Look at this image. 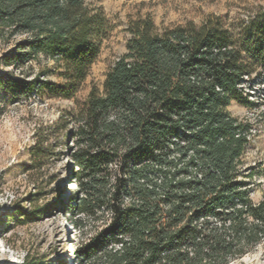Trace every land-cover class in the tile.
Wrapping results in <instances>:
<instances>
[{
	"label": "trees",
	"instance_id": "obj_1",
	"mask_svg": "<svg viewBox=\"0 0 264 264\" xmlns=\"http://www.w3.org/2000/svg\"><path fill=\"white\" fill-rule=\"evenodd\" d=\"M109 31L104 10L87 0H0V43L24 36L3 64L23 67L44 54L68 79L54 88L7 75L0 88L21 97L49 87L55 97L77 99ZM128 31L127 52L102 90L36 124L22 169L43 183L52 159L67 157L75 191L63 214L77 231L90 230L75 257L231 264L264 248V189L254 202L247 180L255 171L242 167L253 125L228 110L233 101L258 107L242 85L264 68V26L248 41L214 19L159 31L138 18ZM37 212L18 206L13 216L27 221Z\"/></svg>",
	"mask_w": 264,
	"mask_h": 264
},
{
	"label": "rangeland",
	"instance_id": "obj_2",
	"mask_svg": "<svg viewBox=\"0 0 264 264\" xmlns=\"http://www.w3.org/2000/svg\"><path fill=\"white\" fill-rule=\"evenodd\" d=\"M101 7L110 24V31L100 54L76 98H59L49 87L15 97L0 88V264H22L29 259L38 264H81L75 257V244L81 245L90 230L77 231L63 214L69 196L70 173L68 160L53 158L46 169L43 183H37L23 172L29 164V145L40 120L55 121L62 110H70L76 100L83 101L95 87L102 90L107 72L127 52L128 31L132 21L149 17L159 31L193 23L201 26L209 19L240 41H248L252 30L264 26V0H87ZM12 43H0V77L48 80L50 86L63 88L68 81L66 69L44 54L23 67H8L2 62L15 49ZM250 59L253 58L251 54ZM260 71V70H259ZM261 75L242 85L245 95L258 103L251 108L233 101L228 107L233 117L253 125L251 143L242 156L243 169H253L255 176L247 180L254 202L261 199L264 189V68ZM66 155V154H65ZM28 213L26 218L13 216L17 207ZM22 219V220H21ZM89 225L93 226L92 223ZM100 264V263H94ZM231 264H264V248H258Z\"/></svg>",
	"mask_w": 264,
	"mask_h": 264
}]
</instances>
